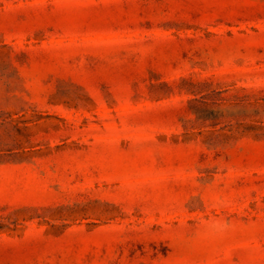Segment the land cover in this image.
Returning <instances> with one entry per match:
<instances>
[{
	"label": "rangeland",
	"instance_id": "374dc122",
	"mask_svg": "<svg viewBox=\"0 0 264 264\" xmlns=\"http://www.w3.org/2000/svg\"><path fill=\"white\" fill-rule=\"evenodd\" d=\"M0 264H264V0H0Z\"/></svg>",
	"mask_w": 264,
	"mask_h": 264
}]
</instances>
